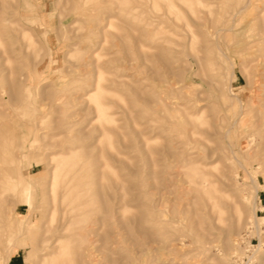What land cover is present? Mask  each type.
<instances>
[{"label": "rangeland", "instance_id": "rangeland-1", "mask_svg": "<svg viewBox=\"0 0 264 264\" xmlns=\"http://www.w3.org/2000/svg\"><path fill=\"white\" fill-rule=\"evenodd\" d=\"M263 244L264 0H0V264Z\"/></svg>", "mask_w": 264, "mask_h": 264}, {"label": "built area", "instance_id": "built-area-1", "mask_svg": "<svg viewBox=\"0 0 264 264\" xmlns=\"http://www.w3.org/2000/svg\"><path fill=\"white\" fill-rule=\"evenodd\" d=\"M243 235H245V234H243ZM246 247H248V246H246ZM249 247H251V245H249ZM248 249H244V253H245V255L243 253L244 256H242V255L240 256V254H234L232 256L231 263L232 264H253V261H250L247 258V256L250 254V252L248 251ZM244 257H245V261L242 260Z\"/></svg>", "mask_w": 264, "mask_h": 264}, {"label": "bare ground", "instance_id": "bare-ground-1", "mask_svg": "<svg viewBox=\"0 0 264 264\" xmlns=\"http://www.w3.org/2000/svg\"><path fill=\"white\" fill-rule=\"evenodd\" d=\"M29 195L27 196V201H28V204L29 205H31L30 204V202H29ZM253 216L255 217V220L257 221V220H259V218L256 216V214H255V212H253ZM256 224V223H255ZM259 227L257 226V224H256V229H258ZM258 231V230H257ZM11 241V240H10ZM264 245V244H263ZM261 247V240H260V243L257 245V246H255L254 248H253V255L250 257V258H252L253 256H255V253L259 250V248ZM8 248V247H7ZM14 247H12L11 245L9 246V248H8V250H7V256H6V260H8V258H9V256L11 255V254H13L14 253Z\"/></svg>", "mask_w": 264, "mask_h": 264}, {"label": "crops", "instance_id": "crops-1", "mask_svg": "<svg viewBox=\"0 0 264 264\" xmlns=\"http://www.w3.org/2000/svg\"><path fill=\"white\" fill-rule=\"evenodd\" d=\"M10 260L13 262L14 260L10 258ZM24 261V260H23ZM25 263V262H24ZM13 264H23V262L19 263V262H13Z\"/></svg>", "mask_w": 264, "mask_h": 264}]
</instances>
